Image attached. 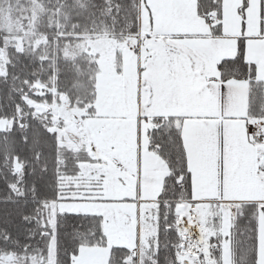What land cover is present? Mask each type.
<instances>
[{
    "label": "snow or ice",
    "instance_id": "1",
    "mask_svg": "<svg viewBox=\"0 0 264 264\" xmlns=\"http://www.w3.org/2000/svg\"><path fill=\"white\" fill-rule=\"evenodd\" d=\"M0 264H264V0H0Z\"/></svg>",
    "mask_w": 264,
    "mask_h": 264
}]
</instances>
